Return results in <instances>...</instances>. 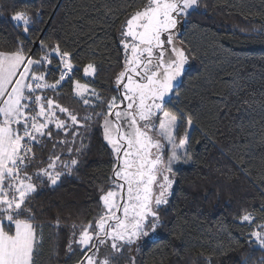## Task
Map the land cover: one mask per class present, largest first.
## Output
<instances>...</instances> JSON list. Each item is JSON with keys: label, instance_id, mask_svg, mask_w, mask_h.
<instances>
[{"label": "trees", "instance_id": "16d2710c", "mask_svg": "<svg viewBox=\"0 0 264 264\" xmlns=\"http://www.w3.org/2000/svg\"><path fill=\"white\" fill-rule=\"evenodd\" d=\"M147 0H0V48L24 41L34 58L43 54L40 41L60 43L74 53L72 80L90 85L105 100L119 92L116 75L123 68L121 25ZM15 10L39 11L41 22L26 37L10 20ZM264 0H200L198 11L183 22L179 40L189 64L172 97L193 116L194 162L179 164L169 203L160 209L163 224L151 239L125 247L113 264H264V249L249 243V233L264 223ZM95 63L94 77L83 66ZM53 60L49 82L59 78ZM43 70V69H41ZM72 80L49 92L64 106L78 109ZM96 111H100L97 107ZM91 111V110H89ZM181 125L179 135H183ZM63 138V133L54 140ZM80 164L58 185L42 186L33 197L43 243L36 264H79L82 252H67L71 225L100 212L98 188L110 183L113 154L97 125L84 139ZM79 140H77V145ZM52 142L34 147L49 154ZM61 145L56 151L60 152ZM70 154L64 152L62 158ZM251 213L253 224L239 223ZM59 216L61 227L52 225Z\"/></svg>", "mask_w": 264, "mask_h": 264}, {"label": "snow or ice", "instance_id": "6c2138e0", "mask_svg": "<svg viewBox=\"0 0 264 264\" xmlns=\"http://www.w3.org/2000/svg\"><path fill=\"white\" fill-rule=\"evenodd\" d=\"M199 8L200 0H147L129 15L120 30L124 62L115 78L119 103L116 96L103 99L90 83L72 80L78 70L74 53L59 42L41 40L39 58L29 54L24 41L12 49L0 48V264H36L44 224L37 222L33 197L42 186H56L78 168L84 139L97 125L113 154L110 183L98 188L97 216L70 226L67 252L79 248V264H113L125 247L157 233L163 224L161 206L169 203L176 183L174 166L194 162L193 116L168 105L173 96L178 98L189 64L188 51L177 44L179 26ZM10 20L26 37L41 22L39 11L33 15L28 10L13 11ZM53 60L60 75L49 82ZM83 73L94 77L97 66L87 63ZM68 80L83 115L48 95ZM54 130L63 138L54 140ZM49 141V154L38 157L34 147L43 149ZM64 152L68 159L62 158ZM255 219L246 212L238 222L251 225ZM52 227H61L59 216ZM249 243L264 249V223L249 233ZM102 247L111 249L103 258Z\"/></svg>", "mask_w": 264, "mask_h": 264}, {"label": "rangeland", "instance_id": "374dc122", "mask_svg": "<svg viewBox=\"0 0 264 264\" xmlns=\"http://www.w3.org/2000/svg\"><path fill=\"white\" fill-rule=\"evenodd\" d=\"M129 17V16H128ZM127 17V18H128ZM126 21V20H125ZM182 24H183V22H182ZM182 24L179 26V33L177 34V44L178 45H180V46H182L181 45V42H180V40H179V35H180V32H181V28H182ZM120 39H121V37H120ZM123 54H124V50H123ZM123 62H124V60H123ZM123 69V68H122ZM122 71V70H121ZM83 77H84V73H83ZM86 78V77H85ZM87 78H89V77H87ZM91 78V77H90ZM86 83H88V82H86ZM116 85V84H115ZM119 96H120V93L118 94V99H117V102L119 103ZM185 127H186V124H185ZM180 164H182V163H180ZM179 164H177V165H175L174 166V168H176L177 166H178ZM165 205H163V206H161V207H164ZM155 236V235H154ZM154 236H151L150 238H141V239H151V238H153ZM139 241H141V240H139ZM139 241H137V242H139ZM111 252V249H110V247H102L101 248V252H100V255H101V258H103V256L104 255H106V254H108V253H110Z\"/></svg>", "mask_w": 264, "mask_h": 264}]
</instances>
